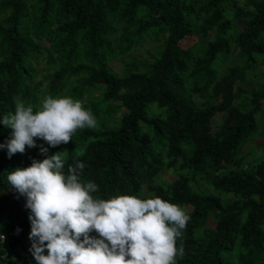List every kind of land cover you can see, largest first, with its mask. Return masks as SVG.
I'll list each match as a JSON object with an SVG mask.
<instances>
[{
  "label": "trees",
  "instance_id": "1",
  "mask_svg": "<svg viewBox=\"0 0 264 264\" xmlns=\"http://www.w3.org/2000/svg\"><path fill=\"white\" fill-rule=\"evenodd\" d=\"M239 1L0 0V118L18 99L34 110L47 95L83 101L97 127L73 135L65 172L85 163L81 181L98 186L95 197L185 208L177 264H264V159L243 154L264 137V75L240 85L258 67L264 73V0ZM238 21L246 26L233 34ZM148 38L161 41L150 62L111 70ZM40 59L52 66L47 84L34 82ZM10 133L0 125V144ZM36 144L11 158L0 148V264H36L30 210L7 181L55 153Z\"/></svg>",
  "mask_w": 264,
  "mask_h": 264
},
{
  "label": "clouds",
  "instance_id": "2",
  "mask_svg": "<svg viewBox=\"0 0 264 264\" xmlns=\"http://www.w3.org/2000/svg\"><path fill=\"white\" fill-rule=\"evenodd\" d=\"M97 123L83 101L71 96L47 95L37 110L18 99L14 113L0 118V125L11 129L0 148L11 158L26 146L37 147L36 139L57 147ZM40 151L47 154L48 149L41 145ZM67 155L64 150L42 161L33 159L30 166L7 175L10 189L25 198L30 210L29 251L36 264H177L183 258L178 241L190 221L185 208L160 197H95L98 186L81 181L85 163L77 161L65 172ZM5 240L0 234V243Z\"/></svg>",
  "mask_w": 264,
  "mask_h": 264
},
{
  "label": "rangeland",
  "instance_id": "3",
  "mask_svg": "<svg viewBox=\"0 0 264 264\" xmlns=\"http://www.w3.org/2000/svg\"><path fill=\"white\" fill-rule=\"evenodd\" d=\"M243 4V0L239 1V5ZM234 30L233 34L237 33L238 30L243 29L246 26V23L243 21H238L234 22ZM161 41H156L153 38H148L144 44L137 49H135L133 52L129 53L127 56L124 58H121L119 60L113 61L112 63H109V67L111 70L117 74L121 75L126 73V70L128 68V63L134 61L137 63H147L152 60V56L156 54V46L159 45ZM35 69L37 70V78L34 82L42 81V83L47 84L48 80L47 75L49 74L48 72H52V66L47 65L46 61L44 59H40L35 63ZM251 80L248 82L241 83L240 85L243 86L244 88H248L253 86L256 81L261 78V76L264 75L262 72V67H258L257 69L251 71L250 73ZM95 96L99 95V92L94 93ZM155 108V106L153 107ZM156 110V109H154ZM221 115H217L214 119L215 125L219 124V119ZM259 124L264 126V116H259L258 117ZM264 141V137L261 136H256L253 141H251L243 150V154H246L249 156L251 160H261L264 159V149L260 148L262 142ZM70 143L59 145L61 148L66 146L65 150H67V146ZM41 145H43L45 148L48 149V151L51 152H58L60 151L59 149L56 150V147H49L43 140H41ZM176 175L173 172H166L164 173L161 178L165 181L168 182L171 179H174Z\"/></svg>",
  "mask_w": 264,
  "mask_h": 264
}]
</instances>
